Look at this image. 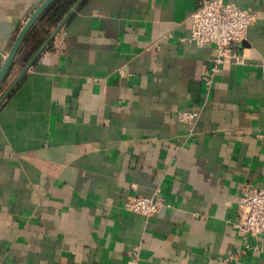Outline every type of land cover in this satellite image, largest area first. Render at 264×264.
Listing matches in <instances>:
<instances>
[{"label":"crops","instance_id":"0c3cea01","mask_svg":"<svg viewBox=\"0 0 264 264\" xmlns=\"http://www.w3.org/2000/svg\"><path fill=\"white\" fill-rule=\"evenodd\" d=\"M43 1L0 0V68ZM201 1L82 0L34 60L48 37L24 41L0 86L28 67L0 102V264H264L234 226L264 186V0H223L255 20L210 86Z\"/></svg>","mask_w":264,"mask_h":264},{"label":"built area","instance_id":"2783aa9c","mask_svg":"<svg viewBox=\"0 0 264 264\" xmlns=\"http://www.w3.org/2000/svg\"><path fill=\"white\" fill-rule=\"evenodd\" d=\"M255 15L248 9H243L234 3L223 0H203L190 15V35L188 41L197 46L212 44L216 54L212 59L209 72L204 82L210 86L222 65L230 63L232 46L240 42L253 24ZM240 59H235V63ZM178 116L182 122L190 126L192 132L198 113L181 111ZM164 205L155 196L135 195L129 199L124 208L132 213L149 216L159 211ZM239 220L234 224L237 233L244 238L264 237V186L255 187L250 184L240 189L238 200ZM249 248L248 240H245Z\"/></svg>","mask_w":264,"mask_h":264},{"label":"water","instance_id":"95a60500","mask_svg":"<svg viewBox=\"0 0 264 264\" xmlns=\"http://www.w3.org/2000/svg\"><path fill=\"white\" fill-rule=\"evenodd\" d=\"M57 0H44L36 9L35 11L30 15V17L27 19L23 27L20 29L8 55L6 56V59L4 60V63L2 64L0 68V86L2 85L4 79L6 78L10 68L13 65V62L18 55L20 48L22 47V44L24 43L27 35L29 34L32 27L35 25L37 20L42 16V14ZM82 0H78L62 17L60 22L57 24V26L54 28V30L49 34L48 38L44 42V44L41 46L39 51L36 53V55L33 57V60L37 58L38 55L45 49V47L48 45V43L53 39V37L64 27V25L67 23V21L70 19L74 11L78 8V5L80 4ZM32 60V61H33ZM28 69V67L19 75L18 80L23 76L24 72ZM17 80V81H18ZM8 89V91L5 93L4 97L7 96V94L10 92V90L13 88V86L16 84V82ZM3 97V98H4ZM2 98V99H3ZM1 99V101H2ZM0 101V102H1Z\"/></svg>","mask_w":264,"mask_h":264},{"label":"trees","instance_id":"16d2710c","mask_svg":"<svg viewBox=\"0 0 264 264\" xmlns=\"http://www.w3.org/2000/svg\"><path fill=\"white\" fill-rule=\"evenodd\" d=\"M76 0H57L37 20L27 35L25 42L33 41L35 49L38 50L43 41L49 36L60 22L64 14L70 9Z\"/></svg>","mask_w":264,"mask_h":264}]
</instances>
